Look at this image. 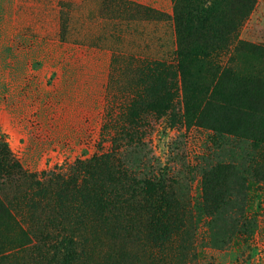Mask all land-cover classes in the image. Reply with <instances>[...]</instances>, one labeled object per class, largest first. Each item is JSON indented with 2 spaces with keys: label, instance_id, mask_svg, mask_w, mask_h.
Segmentation results:
<instances>
[{
  "label": "rangeland",
  "instance_id": "374dc122",
  "mask_svg": "<svg viewBox=\"0 0 264 264\" xmlns=\"http://www.w3.org/2000/svg\"><path fill=\"white\" fill-rule=\"evenodd\" d=\"M154 1L166 18L0 0V264H264V160L248 165L264 141V0ZM176 51L192 112L210 95L237 106L219 117L220 143L149 115L141 150L178 193H126L107 163L81 171L121 131L132 70ZM210 151L218 184L201 186ZM157 198L167 219L151 225Z\"/></svg>",
  "mask_w": 264,
  "mask_h": 264
},
{
  "label": "trees",
  "instance_id": "16d2710c",
  "mask_svg": "<svg viewBox=\"0 0 264 264\" xmlns=\"http://www.w3.org/2000/svg\"><path fill=\"white\" fill-rule=\"evenodd\" d=\"M103 2L108 3L109 7H113V13L118 14V16L120 15L117 9L122 8L125 16L130 15L128 17L130 21L135 20L137 17L144 20L151 17L158 19L167 17V15L147 6L128 0H103ZM67 21L65 19L61 23V29L66 30ZM60 38L65 40L62 34ZM177 44L179 50L180 36L177 39ZM172 54L175 57L174 63L166 60L152 61L150 59L143 61L137 69L132 70L133 77L127 83L128 86L125 89L130 91L131 99L120 115L121 131H116L111 147L106 153L94 155L87 161H79L81 171L85 170L84 165H87L86 169L88 170L90 166L94 168L102 163H107L114 179L117 181L122 179L128 183L125 188L126 193H178L174 188L175 181L166 173L161 171L155 173L151 167L152 164H148L149 161L141 150L144 146L141 130L149 115H167L174 126L181 122V126L185 127L186 130L191 126L204 129L213 133L209 140L212 146H217L220 143L224 132L219 117L225 112L235 110L237 107H235V102H228L225 99L210 95L204 99L205 101L201 100L196 111L192 112V101L188 92V71L184 66L185 55L180 54L179 51ZM178 79H180V84ZM193 86L196 87L197 85ZM178 97L181 99L178 100ZM208 112L212 113L213 116L207 121L206 113ZM252 146L258 156L254 155L249 158L248 165L256 163L257 159L264 160V141L254 140ZM215 156L210 151V154L203 161L209 163ZM216 159L201 170L203 178V180L201 179V186L206 183H209L211 187L218 184L219 163L216 162ZM14 168L20 169V166L16 163ZM72 177L74 176L71 175L67 179L69 180ZM177 184L180 183L177 182ZM183 185L187 187V183ZM146 210L150 214L149 223L151 225L167 219L163 210L162 198H157L155 202L148 203Z\"/></svg>",
  "mask_w": 264,
  "mask_h": 264
},
{
  "label": "crops",
  "instance_id": "0c3cea01",
  "mask_svg": "<svg viewBox=\"0 0 264 264\" xmlns=\"http://www.w3.org/2000/svg\"><path fill=\"white\" fill-rule=\"evenodd\" d=\"M128 1L138 2L140 5L151 7L154 9L156 8L158 10L163 11V9H161V7L157 6V3L154 0H139V1L138 0H128Z\"/></svg>",
  "mask_w": 264,
  "mask_h": 264
}]
</instances>
